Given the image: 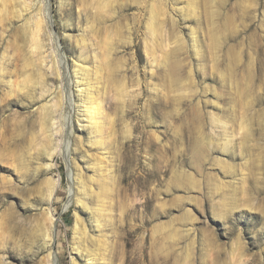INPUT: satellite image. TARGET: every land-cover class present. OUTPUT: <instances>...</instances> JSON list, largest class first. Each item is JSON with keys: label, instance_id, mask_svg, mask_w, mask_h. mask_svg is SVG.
Instances as JSON below:
<instances>
[{"label": "rangeland", "instance_id": "1", "mask_svg": "<svg viewBox=\"0 0 264 264\" xmlns=\"http://www.w3.org/2000/svg\"><path fill=\"white\" fill-rule=\"evenodd\" d=\"M74 262L264 264V0H0V264Z\"/></svg>", "mask_w": 264, "mask_h": 264}, {"label": "bare ground", "instance_id": "2", "mask_svg": "<svg viewBox=\"0 0 264 264\" xmlns=\"http://www.w3.org/2000/svg\"><path fill=\"white\" fill-rule=\"evenodd\" d=\"M49 16H51V15H49ZM154 24V23H153ZM57 38V40L59 39V37H56ZM63 60H65V56L63 55ZM87 109H90V112L93 114L92 115V118H94L95 117V115H97L98 113H99V110H100V106L98 105V104H94V103H92L91 105H89V106H87ZM53 255V254H52ZM74 264H76L75 262H74Z\"/></svg>", "mask_w": 264, "mask_h": 264}, {"label": "water", "instance_id": "3", "mask_svg": "<svg viewBox=\"0 0 264 264\" xmlns=\"http://www.w3.org/2000/svg\"><path fill=\"white\" fill-rule=\"evenodd\" d=\"M51 22L53 23L52 18H51Z\"/></svg>", "mask_w": 264, "mask_h": 264}]
</instances>
